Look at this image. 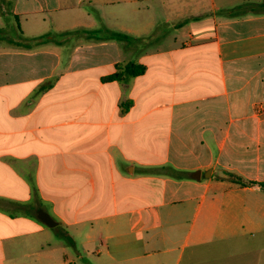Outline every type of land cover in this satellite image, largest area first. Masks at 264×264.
<instances>
[{"label": "crops", "instance_id": "obj_1", "mask_svg": "<svg viewBox=\"0 0 264 264\" xmlns=\"http://www.w3.org/2000/svg\"><path fill=\"white\" fill-rule=\"evenodd\" d=\"M0 264H264V0H0Z\"/></svg>", "mask_w": 264, "mask_h": 264}, {"label": "trees", "instance_id": "obj_2", "mask_svg": "<svg viewBox=\"0 0 264 264\" xmlns=\"http://www.w3.org/2000/svg\"><path fill=\"white\" fill-rule=\"evenodd\" d=\"M85 33L89 38H94L96 40H104V39H115L119 41L133 42L136 39L129 34L114 31L110 29H98V30H87V31H70L65 33L64 35H71L74 33ZM146 67L143 64L128 62L126 64L118 63L116 64V71L109 76H107L106 80H126L129 77L138 76L145 72ZM228 179L242 185H245L249 182L244 181L239 176L228 173Z\"/></svg>", "mask_w": 264, "mask_h": 264}, {"label": "water", "instance_id": "obj_3", "mask_svg": "<svg viewBox=\"0 0 264 264\" xmlns=\"http://www.w3.org/2000/svg\"><path fill=\"white\" fill-rule=\"evenodd\" d=\"M40 217L43 220V222H45L50 227H54V226L57 225V222H55L54 220H52V218H50L49 216H40Z\"/></svg>", "mask_w": 264, "mask_h": 264}]
</instances>
